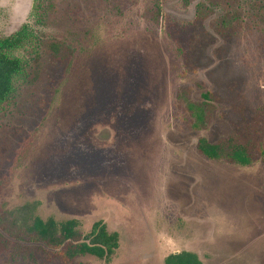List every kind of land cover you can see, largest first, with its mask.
<instances>
[{"label": "rangeland", "instance_id": "1", "mask_svg": "<svg viewBox=\"0 0 264 264\" xmlns=\"http://www.w3.org/2000/svg\"><path fill=\"white\" fill-rule=\"evenodd\" d=\"M234 1L229 14L225 0H122L121 12L103 0H0V37L22 38L23 62L0 109V208L39 201L43 219L119 233L110 263L76 264H165L182 250L204 264H264V155L244 166L197 149L264 113V0ZM200 22L215 38L211 61L191 63L169 24L189 33ZM69 27L85 30L82 46L56 74L48 44ZM36 60L42 110L30 105ZM209 92L201 125L187 105Z\"/></svg>", "mask_w": 264, "mask_h": 264}, {"label": "trees", "instance_id": "2", "mask_svg": "<svg viewBox=\"0 0 264 264\" xmlns=\"http://www.w3.org/2000/svg\"><path fill=\"white\" fill-rule=\"evenodd\" d=\"M112 11H122V0H103ZM234 0H225L226 10L230 14ZM158 15H161L158 11ZM237 22L235 29L241 31L239 14L234 15ZM264 22V20H263ZM201 27L188 32L176 28L170 23L169 30L176 42L180 55L199 63V60L211 61L206 54L210 44L215 42L214 36L199 23ZM264 32V30H262ZM261 32V33H263ZM84 29L69 27L64 31L57 30L48 46L49 61L56 64V74L63 67L68 69L75 55L82 46ZM22 43V38L16 34L0 37V109L8 103L15 91V80L22 72L23 62L14 55V50ZM44 64L35 61V67L30 80L33 91L40 93L31 97L33 108L45 106L48 94H43ZM212 93H206L204 101L188 103L187 108L201 125H206L209 115L214 109L211 103ZM33 114L28 116L30 121ZM246 118V116H244ZM248 117L246 118V120ZM252 123L244 127L234 124L235 130L229 137L217 142H210L201 137L197 143L200 153L210 159L225 160L230 163L249 165L264 155V113L252 118ZM197 126H200V124ZM39 201L26 202L14 209L0 208V257L7 256L11 264L20 262L32 264H76L79 257L91 255L107 263L113 260L120 246V235L117 231H109L107 224L96 221L88 233H83L81 222L77 218L57 220L53 216L43 219L38 210ZM165 264H204L200 256L193 251L182 250L165 257Z\"/></svg>", "mask_w": 264, "mask_h": 264}]
</instances>
